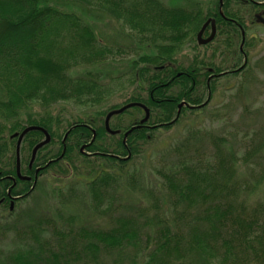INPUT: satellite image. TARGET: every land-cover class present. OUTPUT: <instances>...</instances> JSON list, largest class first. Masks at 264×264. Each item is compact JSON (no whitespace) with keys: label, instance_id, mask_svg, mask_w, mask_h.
Returning <instances> with one entry per match:
<instances>
[{"label":"trees","instance_id":"trees-1","mask_svg":"<svg viewBox=\"0 0 264 264\" xmlns=\"http://www.w3.org/2000/svg\"><path fill=\"white\" fill-rule=\"evenodd\" d=\"M193 1L191 7H172L160 0H0V194L12 184L3 177L15 174L12 136L29 126L42 127L51 136L35 157L34 167L43 168L31 182L17 181L23 182L19 192L13 189L24 197L8 214L13 223L0 224V239L13 234L5 248L0 244V264H264V197H254L264 183V130H255L249 142L244 137L238 148L211 129L187 128L183 138L168 146L176 160L153 170L161 180L159 193L137 167V159L156 147L162 131L203 115L219 87L241 79V90L250 78L252 67L249 61L240 66V53L225 69L200 59L199 53L187 65L178 55L187 43H195L193 51L199 48L197 35L209 19H215L217 34L200 47L218 43L209 60L229 54L242 42L247 18L264 4ZM62 4L110 17L137 48L105 44L80 15L60 9ZM120 56H131L129 70L107 82L99 72L70 75L75 68ZM123 80L136 87L134 92L124 104L105 110L102 106ZM62 102L74 103L83 114L59 134L60 121L51 110ZM131 103L145 105L149 119L142 124L145 111L127 109L111 118L110 128L118 133H109L107 115ZM34 105L45 114L22 120ZM44 139L38 130L24 137L25 165ZM57 142L58 152L50 151ZM153 157L160 155L153 151ZM50 173L66 178L62 186L52 187L48 180L43 184L56 204L54 213L18 225L25 217L21 203L32 197L40 176ZM122 188L144 193L149 205L120 204L126 212L106 226L86 225L76 214L63 212L89 204L96 215L111 216L119 209L115 204Z\"/></svg>","mask_w":264,"mask_h":264},{"label":"rangeland","instance_id":"rangeland-1","mask_svg":"<svg viewBox=\"0 0 264 264\" xmlns=\"http://www.w3.org/2000/svg\"><path fill=\"white\" fill-rule=\"evenodd\" d=\"M168 6L179 7L188 6L191 7L193 0H160ZM205 5L210 0H201ZM214 1V0H212ZM220 1V0H219ZM222 2V1H221ZM260 3L264 4V0ZM63 11L74 12L80 15L87 23H89L97 37L102 39L105 44L111 47H121L124 49H135L137 44L135 40L129 35L128 32L122 30L119 24L110 17L98 13L96 11H88L78 5H59ZM264 9V8H263ZM260 11V10H259ZM258 11V13H259ZM221 13V12H220ZM255 13L248 17L246 20V30H242V42L237 44L234 51L222 56L216 54L214 60L212 58L213 49L218 47V43L210 49L200 47L196 51L192 50L193 44L187 43L178 55V59L185 65L190 64L194 56L200 55V59L205 58L206 61H212L216 65L222 66L223 69L230 67L233 64L234 56L241 54V58L238 57L237 61H240V66L249 61L251 65V75L245 81L244 88L241 90V79L233 80L235 83L231 85L219 87L216 95L211 99L210 104L205 109V113L199 117L189 116L182 120V123L175 125L169 131H162L160 138L157 140L156 147L149 150L142 157L137 160V167L141 174L145 176L146 182L151 187H154L156 193H159V189L162 187L161 180L156 178L153 174V170L157 164L167 163L176 160V155L168 150V146L175 140L183 138L185 136V130L188 128H194L201 126L204 129H211L220 135H225L230 139L232 144L239 148V145L244 141V137H247L246 142H249L250 135L254 134L255 130L261 134L264 130V25L261 24L255 17L258 15ZM189 44V45H188ZM221 45V44H220ZM223 48V46H222ZM142 50L147 53H153L150 47H142ZM242 51V53H241ZM132 55V54H130ZM131 56L116 57L115 61H108L103 64L93 67H78L71 70V76H81L87 72H99L102 73L107 82L108 77H119L129 70L130 64L127 61ZM240 67V68H241ZM232 81V82H233ZM124 84L118 88L115 87L116 93L112 95L102 106L105 110L113 105L124 104L136 87H127L128 84L123 80ZM225 84V83H224ZM122 87V88H121ZM4 93L0 87V99L3 98ZM184 105V104H182ZM97 107L96 109H98ZM90 113V112H89ZM38 105L32 106L29 111L22 113L21 119L26 120L28 117L39 118L44 115ZM51 114L55 120L60 121L59 134L63 133L68 127V124L77 119V115H82L83 110L72 102H62L52 108ZM142 116V115H141ZM130 118V117H128ZM115 123V121H114ZM187 125V126H186ZM264 134V133H263ZM9 138V136L7 135ZM58 140V139H57ZM60 144L55 143L50 147V151L58 152ZM166 148V149H165ZM15 151V149H14ZM153 151L160 155L159 159L156 157L151 158ZM264 168V166H262ZM240 168V167H239ZM245 167L241 166V172H245ZM42 175L38 179L39 186L34 189L32 197L25 203H21L19 212L24 214L20 224L27 222V220L40 217L42 215H52L56 209V204L50 199L47 188L43 184L48 180L52 187L62 186L66 182L64 176L56 177ZM120 195L115 207L119 209L111 214V216H98L94 211L90 210L89 204H76L73 207L63 209L65 214H76L82 223L93 226H106L108 221L120 214L126 212L124 208L120 207V204L124 205H146L148 206L150 201L146 198L142 192H129L125 188L120 189ZM254 197H264V183L261 190ZM94 213V214H93ZM8 211L0 212V224L3 222L13 223ZM4 238L0 239L2 247H6L11 242L13 234H4Z\"/></svg>","mask_w":264,"mask_h":264},{"label":"water","instance_id":"water-1","mask_svg":"<svg viewBox=\"0 0 264 264\" xmlns=\"http://www.w3.org/2000/svg\"><path fill=\"white\" fill-rule=\"evenodd\" d=\"M258 21L264 25V13L263 15H259L257 17ZM211 26V33L210 35L207 37V38H204V34H205V31L206 29ZM216 34H217V28H216V22H215V19H209L202 27V29L199 31L198 35H197V42L200 46H204V45H208L209 43H211L215 37H216ZM133 107H140L142 108L144 111H145V118L141 120V123H145L148 119H149V109L143 105V104H140V103H131V104H128V105H125L123 106L122 108L120 109H117V110H114V111H111L106 119H105V125H106V129L109 133L111 134H116L118 133V131H113L111 128H110V120L113 116L115 115H118V114H121L123 113L124 111H126L127 109H130V108H133ZM42 131L45 135V139L43 141H41L40 143H38L34 149H33V152H32V159H31V164H33L34 160H35V157L38 153V151L43 148L44 146H46L47 144H49L51 142V136L50 134L42 127H39V126H29L27 128H25L21 133H15L12 137H18V143H17V168H18V176L21 177V175L19 174V167H20V147H21V143H22V140L24 139V137L30 133L31 131ZM51 161L48 163L50 164ZM47 164V165H48ZM41 170V168L37 169V173ZM30 179V178H29Z\"/></svg>","mask_w":264,"mask_h":264},{"label":"flooded vegetation","instance_id":"flooded-vegetation-1","mask_svg":"<svg viewBox=\"0 0 264 264\" xmlns=\"http://www.w3.org/2000/svg\"><path fill=\"white\" fill-rule=\"evenodd\" d=\"M264 13V9L261 10L258 15H256V18L259 15H263ZM211 32V26H209L204 34V38H207L209 36ZM24 140V139H23ZM23 140L21 143V147H20V167H19V174L21 175V177L18 176V168H17V143H18V137H16V145H15V161H14V170H15V174L12 175H7L4 176V178L8 179L12 184L9 185L6 189V191L2 192V194H0V212L1 211H6L8 209V213L10 214L11 211L15 210L16 204L18 203V201H20V199H22L24 196H22V194L20 195H14L13 194V189L15 188V192H19L21 186L23 185V182H31V180L33 179V177L35 178V176L39 173H37V169L39 168H43L42 165H35V160L33 162V164H31V159H32V153L30 156V160L28 165H25L22 159V155H21V150H22V145H23ZM34 149V148H33ZM33 152V150H32ZM30 178V179H29ZM17 181H23L22 183H19ZM31 189H33L31 187ZM7 206V208H6Z\"/></svg>","mask_w":264,"mask_h":264}]
</instances>
